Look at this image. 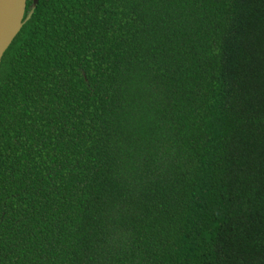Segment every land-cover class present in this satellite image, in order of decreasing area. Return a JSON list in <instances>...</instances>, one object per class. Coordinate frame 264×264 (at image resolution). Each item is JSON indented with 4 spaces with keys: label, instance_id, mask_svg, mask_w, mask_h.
Segmentation results:
<instances>
[{
    "label": "trees",
    "instance_id": "1",
    "mask_svg": "<svg viewBox=\"0 0 264 264\" xmlns=\"http://www.w3.org/2000/svg\"><path fill=\"white\" fill-rule=\"evenodd\" d=\"M0 264H264V0H38L0 62Z\"/></svg>",
    "mask_w": 264,
    "mask_h": 264
},
{
    "label": "water",
    "instance_id": "2",
    "mask_svg": "<svg viewBox=\"0 0 264 264\" xmlns=\"http://www.w3.org/2000/svg\"><path fill=\"white\" fill-rule=\"evenodd\" d=\"M38 0H32L25 14L26 0H0V62L2 55L23 22L30 16Z\"/></svg>",
    "mask_w": 264,
    "mask_h": 264
},
{
    "label": "flooded vegetation",
    "instance_id": "3",
    "mask_svg": "<svg viewBox=\"0 0 264 264\" xmlns=\"http://www.w3.org/2000/svg\"><path fill=\"white\" fill-rule=\"evenodd\" d=\"M31 7H32V0L30 3H28V7H27V0H26L25 14L31 9Z\"/></svg>",
    "mask_w": 264,
    "mask_h": 264
}]
</instances>
